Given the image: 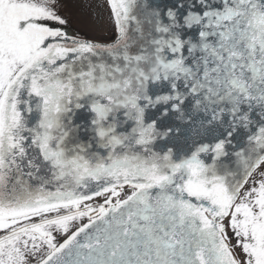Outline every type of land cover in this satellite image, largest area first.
<instances>
[{
  "label": "snow or ice",
  "instance_id": "6c2138e0",
  "mask_svg": "<svg viewBox=\"0 0 264 264\" xmlns=\"http://www.w3.org/2000/svg\"><path fill=\"white\" fill-rule=\"evenodd\" d=\"M0 264H264V0H0Z\"/></svg>",
  "mask_w": 264,
  "mask_h": 264
}]
</instances>
